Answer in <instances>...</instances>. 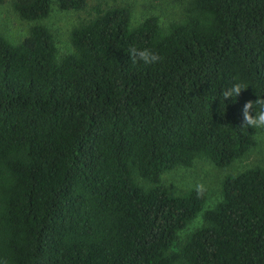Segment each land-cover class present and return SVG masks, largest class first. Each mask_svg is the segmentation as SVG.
<instances>
[{"label":"trees","instance_id":"obj_1","mask_svg":"<svg viewBox=\"0 0 264 264\" xmlns=\"http://www.w3.org/2000/svg\"><path fill=\"white\" fill-rule=\"evenodd\" d=\"M186 1L165 26L97 7L64 54L40 24L0 35V264H264L263 167L226 175L208 210L203 189L161 183L196 159L240 160L264 116V0ZM3 4L38 22L86 0Z\"/></svg>","mask_w":264,"mask_h":264},{"label":"rangeland","instance_id":"obj_2","mask_svg":"<svg viewBox=\"0 0 264 264\" xmlns=\"http://www.w3.org/2000/svg\"><path fill=\"white\" fill-rule=\"evenodd\" d=\"M186 0H86L83 10L61 12L52 5L47 18L38 22L21 20L8 4L0 5V35L13 42H19L27 36L32 25L45 26L53 35L58 54L70 51L69 37L73 28L88 22L95 16V8L102 10L111 7H127L130 11V27H136L146 18L154 16L162 26L179 20L184 15ZM264 168V121L258 124L256 145L244 157L225 169L214 167L206 159H196L190 168H176L162 175L161 183L173 196L191 188H201L206 192L203 210L211 209L220 200V184L226 175L237 174L249 167ZM202 224V212L199 213L182 231L178 233V242Z\"/></svg>","mask_w":264,"mask_h":264},{"label":"clouds","instance_id":"obj_3","mask_svg":"<svg viewBox=\"0 0 264 264\" xmlns=\"http://www.w3.org/2000/svg\"><path fill=\"white\" fill-rule=\"evenodd\" d=\"M131 54L133 57L138 58L139 61L143 62L145 65H151L155 64L160 60V57L153 51L149 49H142V50H137V49H132ZM242 88L240 87L239 84H233L230 89H226L223 98L227 99L229 97H233V94L237 96ZM249 106V104L244 105V109H246ZM244 120L245 122L248 120V117L245 115L244 112ZM261 120L264 121V116L261 117Z\"/></svg>","mask_w":264,"mask_h":264}]
</instances>
